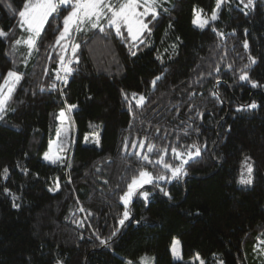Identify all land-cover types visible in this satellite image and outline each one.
Segmentation results:
<instances>
[{"label": "trees", "instance_id": "trees-1", "mask_svg": "<svg viewBox=\"0 0 264 264\" xmlns=\"http://www.w3.org/2000/svg\"><path fill=\"white\" fill-rule=\"evenodd\" d=\"M10 2L19 10L24 0ZM215 5L216 0H168L164 7L169 12L160 15L150 46L135 56L114 32L95 30L79 37L77 42H85L76 71L67 84L56 82L64 90L61 96L39 90L54 82L57 58L53 52L50 60L45 53L51 49L45 46L55 35L42 33L39 53L29 57L23 44L14 46L27 33L0 4V29L8 33L7 40L0 39V82L10 69L24 74L9 104L14 111L0 121V173L8 168L6 177L0 175V264H139L145 255L152 256L153 264H193L196 255L204 264H264V0H254L247 9L241 0H229L204 29L192 24L195 8L210 18ZM249 56L256 60L248 69L256 88L238 78ZM198 77L201 82L190 83ZM140 94L147 99L137 108ZM253 101L255 109L237 111ZM66 104L77 105L70 113L72 128L62 135L73 141L63 153L72 158L71 168L43 160L60 125L52 114ZM187 125L200 132L187 137L181 132L178 146L206 145L201 157L186 165L188 175L181 181H160L171 198L158 189L147 204L134 196L128 226L109 246L101 245L93 233L105 239L120 227L124 206L119 196L141 167L132 153L147 152L138 144L133 149L131 141L148 137L163 147ZM98 131L99 146L83 143L86 134ZM164 156L173 165L180 163L170 148ZM245 157L253 167L250 186L238 183ZM144 167L154 176L166 172L155 164ZM57 182L59 189L49 191ZM5 188L19 198L13 201ZM143 190L152 192L153 185ZM174 238L181 245L178 261L170 251Z\"/></svg>", "mask_w": 264, "mask_h": 264}, {"label": "snow or ice", "instance_id": "snow-or-ice-1", "mask_svg": "<svg viewBox=\"0 0 264 264\" xmlns=\"http://www.w3.org/2000/svg\"><path fill=\"white\" fill-rule=\"evenodd\" d=\"M168 0H24L22 7L17 10L13 8L10 0H0V4H3L11 13L14 18H18V25L26 33V38L18 39L14 42V46L23 44L27 49L28 56H32L33 53H39L40 41L43 40L42 33H48L51 31L55 35V40L46 45V49H51V51H46V55L51 60L53 59L52 53H55L57 58V67L55 71L54 82L50 83L47 88L40 86L41 92L57 91L61 96L64 95L63 88H57L56 82L61 84H67L68 77L73 75L76 71L75 65L80 62V50L82 44L85 42L81 40L78 41L79 37H87L88 33L95 34V30L99 33H104L111 35L114 32L115 37L119 38L122 43L129 50L131 56H135L137 51L142 47L150 46V38L153 34V28L161 14H166L169 9L164 7V4ZM229 0H216L215 8L213 9L210 19L215 21L218 19L219 11L223 4H227ZM244 4V8H252L254 6V0H241ZM64 13H67L66 15ZM247 14V13H246ZM51 17V20H50ZM62 17V20H61ZM56 21L53 25L52 21ZM209 23V18L203 14V10L194 9V19L193 24L197 25L199 28L204 29L205 25ZM47 25V27H46ZM62 25V26H61ZM171 28V24L169 25ZM216 31L215 29H213ZM11 31V30H10ZM223 35V34H221ZM8 33L0 29V39L7 40ZM179 40V37L176 38ZM245 49H248L249 45L247 40L243 42ZM173 51L176 45L172 46ZM167 51V50H166ZM158 60H163L158 55ZM249 63L243 65L240 69L239 80L250 81L248 75V69L256 63L254 57L249 56ZM231 67V66H229ZM15 68V65H14ZM219 72L220 68L217 65L216 69ZM45 74L49 73V69L45 68ZM167 69L164 70L160 75L156 76L151 82L153 86L156 85L157 81L161 80ZM212 73L209 72V75ZM24 74L20 73L18 70L10 69L6 74H3V81L0 82V121H3L9 111H14V109L9 108V104L13 100L14 94L20 81L23 79ZM51 78V77H50ZM200 78L198 77L196 81L190 83H199ZM253 88L259 85L255 81H250ZM125 99H127V94H124ZM133 97L137 94L133 93ZM191 98L192 93L188 94ZM212 95L219 99V93L213 92ZM147 97L143 94L139 95V100L137 101L136 107L142 108ZM172 107L179 110V105H173ZM195 106L189 105L192 109ZM257 104L253 101L251 104L245 106H239L237 111L243 109H255ZM77 108L75 104H66L65 108L59 111L58 115H54L55 120L60 121V125L56 127V140H49L48 149L43 154V160L49 162L53 165H65L67 168L72 167V158L63 155L66 153L67 148L71 146L73 142L71 139H62V135L67 131L65 127L66 122L69 121L68 114ZM129 112H132V107L129 105ZM199 115V113H197ZM191 118V117H190ZM132 121H130V125ZM157 133L160 131L157 128ZM183 133L185 137L191 135L192 132L199 133V128H193L192 125H187L183 129L176 131L177 140L173 141L170 145H164L163 147L151 142L148 137L140 140H132V148L135 149L137 144L140 149L147 147V152L135 151L132 153L137 158L138 163L141 167L137 169L138 175H133L131 181L127 183V190L119 196V201L123 203L122 217L118 219V225L111 232V235L105 239H100L98 233H93L101 245L109 246L112 237H115L121 228H126L128 225L126 221L129 220L131 216V209L129 205L132 202L133 196L142 197L144 202L147 204L148 201L156 194V190L162 193L166 197H170V194L166 187L160 185V181H164L165 184L170 182H179L184 176L188 175L186 171V165L192 161L201 157L202 153L206 150V145L197 144L193 142L191 145H179L178 141L180 139V133ZM169 135L171 133H168ZM167 138V135L164 137ZM89 137L85 136V142H87ZM94 142L99 145L100 138L97 134L94 138ZM128 138L124 139V151L128 150ZM170 148L172 157L175 160H179L180 163L173 165L165 160L164 153ZM183 149V151H181ZM156 153L158 159L151 160L150 154ZM249 157H245V161L249 160ZM155 164L161 166L162 169L166 170L165 173L159 175H153L151 172L147 171L144 167L145 164ZM242 166H244L242 164ZM27 170H25L26 172ZM246 172L241 173L238 183L251 185L253 183V167L251 164L246 165ZM8 168L5 167L0 175L7 176ZM67 174V173H66ZM70 182V177H69ZM107 183V181H105ZM144 185H153V191L143 190ZM60 185L57 182L55 188H49V191H55L59 189ZM139 190V191H138ZM4 192L12 196L13 201L18 199L15 194L11 193L9 189L5 188ZM19 205L13 203V207H18ZM84 211L83 208L79 209ZM92 213L89 212V216ZM80 226H83L80 220H75ZM138 223V221H137ZM178 241L175 239L172 242L171 250L175 258L179 257V252L177 249ZM264 251V250H262ZM199 257L197 256V259ZM145 257L140 258V264H145ZM56 264H61V261L57 260ZM124 264H134L131 260H125ZM200 264H204L203 261Z\"/></svg>", "mask_w": 264, "mask_h": 264}, {"label": "rangeland", "instance_id": "rangeland-1", "mask_svg": "<svg viewBox=\"0 0 264 264\" xmlns=\"http://www.w3.org/2000/svg\"><path fill=\"white\" fill-rule=\"evenodd\" d=\"M195 9H196V10H199V9H197V8H195ZM206 17L209 18L207 15H206ZM193 19H194V15H193ZM193 19H192V24H193ZM209 20H211V19L209 18ZM193 25L196 26V27H198V26L195 25V24H193ZM26 36H27V35H26ZM68 116H69V121L66 122V125H65V127L67 128V131H66L63 135H66L67 132L69 131V129L72 128L70 113L68 114ZM70 130H71V129H70ZM97 134H99V138H100V131L95 132V133H92V134H86V135L89 137V139H88L87 142H85V137H84L83 143H84V144H87V145H95V146H99V145H97V144L94 142V138H95V136H96ZM86 135H85V136H86ZM56 138H57V137L55 136V138H54L53 140H56ZM47 149H48V147H47ZM46 151H47V150H46ZM48 163H49V162H48ZM242 164H243L244 166H242V168H241L240 175H241L242 172H244V174L247 175V172H246V165H247V164H251V162L248 161V160L245 161V159H244L243 162H242ZM251 165H252V164H251ZM240 175H239V177H240ZM238 180H239V178H238ZM239 184H240V183H239ZM240 185H243V186H250V185H245V184H240ZM144 186H145V185H144ZM133 197H134V196H133ZM174 239H175L176 241L179 242L178 245H177V249H178V252H179V257H178V258H175V257L173 256V254H172V250H171L172 243H171V246H170V251H171L172 259L175 260V261H178V260H181V259H182L181 245H180V241H179L177 238H174ZM172 242H173V241H172ZM261 243H262L261 248H262V250H264V239L262 240ZM262 255L264 256V251H262ZM197 256L199 257V255H196L195 257L191 258V259H190V263H193V264H200V262L203 261L200 257L197 259ZM263 256H262V259H263ZM143 257L146 258V260H145V264H153V258H152L151 255H145V256H143ZM259 261H263V260H259ZM203 262H204V261H203ZM139 264H140V261H139ZM218 264H222L221 261H219ZM258 264H260V263H258Z\"/></svg>", "mask_w": 264, "mask_h": 264}]
</instances>
